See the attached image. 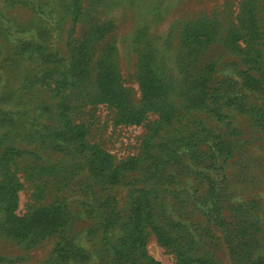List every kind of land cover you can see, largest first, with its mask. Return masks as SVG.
Segmentation results:
<instances>
[{
	"label": "rangeland",
	"instance_id": "1",
	"mask_svg": "<svg viewBox=\"0 0 264 264\" xmlns=\"http://www.w3.org/2000/svg\"><path fill=\"white\" fill-rule=\"evenodd\" d=\"M3 184L0 264H264V0H0Z\"/></svg>",
	"mask_w": 264,
	"mask_h": 264
},
{
	"label": "trees",
	"instance_id": "2",
	"mask_svg": "<svg viewBox=\"0 0 264 264\" xmlns=\"http://www.w3.org/2000/svg\"><path fill=\"white\" fill-rule=\"evenodd\" d=\"M79 13V10L76 11V15ZM197 37H201L200 35H197ZM75 68V67H74ZM98 76H97V80H98V84L100 86V88L104 91V93L107 95L106 99L110 97H112L113 99L117 100V102L120 103V105H125L126 101L124 100L123 96L121 95V92H117L114 91L115 86L113 83V79L111 77V75L109 74V70L105 65H101L98 68ZM246 74L249 78H254L253 73H251L250 71H246ZM56 86L57 85H61L62 87H65L66 83L68 82L66 79H63L61 77L56 78ZM198 85H201V83H197ZM141 87L143 92L146 94V96H156L155 92H157L160 88H162L163 86H161L157 81H155V77L153 76L152 73H145L142 76L141 79ZM115 92V93H114ZM146 112V109L144 108H140L139 110L136 111H131L128 112L127 115L125 116V122L128 123H140L144 117V114ZM67 122H69V130L71 131V138L72 140H74V142H80L81 143V147L83 149L87 148L88 142L84 141V130L83 127L81 126V124H76L73 125V123L71 122V120H68ZM72 126V127H71ZM87 143V145H83L85 143ZM92 150V154H91V158L92 159V163L93 162H98L99 165H96L97 167V172H99L100 174H105L107 173L108 170H110L111 167H113L112 165V160L110 158V156L105 153L102 149H100L99 147H97L96 145H92L89 144L88 145ZM107 159L106 162L103 163V159ZM136 160L135 159H131L129 161V163H131L133 166L135 165ZM119 169V167L115 168L113 170V173H115L117 170ZM0 193H5L6 195L9 194V196L11 197V201L9 202V205L7 207V215L8 217L12 220V222H14L13 220H18L19 218L16 217V215L14 214V210L18 205V201H17V196H16V189L12 186H9V184H3L0 186ZM147 218H151L150 215L147 213L144 216V212L142 211V213L139 214V216L137 217V219L135 220L137 227L139 228V232H141V228H143L142 222L144 220H146ZM157 230V234L160 238V240L162 241V243H164L167 246H173L171 240H167L166 238L163 237V234L161 231ZM142 233V232H141ZM136 234L133 230L130 234L133 235ZM146 234V232L144 233ZM138 239H142V237L139 236ZM134 247V246H132ZM143 247V246H141ZM136 251V250H135ZM141 255H142V259L147 260V264H160L159 261L154 260L153 258L149 257L148 255H146V250L143 248H141Z\"/></svg>",
	"mask_w": 264,
	"mask_h": 264
}]
</instances>
